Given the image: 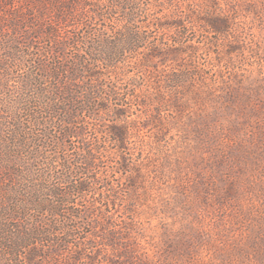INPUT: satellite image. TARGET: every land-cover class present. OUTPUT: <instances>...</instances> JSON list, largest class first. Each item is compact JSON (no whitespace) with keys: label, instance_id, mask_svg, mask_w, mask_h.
Returning a JSON list of instances; mask_svg holds the SVG:
<instances>
[{"label":"trees","instance_id":"obj_1","mask_svg":"<svg viewBox=\"0 0 264 264\" xmlns=\"http://www.w3.org/2000/svg\"><path fill=\"white\" fill-rule=\"evenodd\" d=\"M200 1L0 0V264L127 257L117 192L101 172L109 154L115 172L142 168L128 161L138 123L127 104L158 112L172 95L215 93L220 78L198 67L190 39ZM204 22L228 34L226 19ZM186 54L190 63L166 67Z\"/></svg>","mask_w":264,"mask_h":264},{"label":"rangeland","instance_id":"obj_2","mask_svg":"<svg viewBox=\"0 0 264 264\" xmlns=\"http://www.w3.org/2000/svg\"><path fill=\"white\" fill-rule=\"evenodd\" d=\"M200 2L190 39L200 46L198 67L220 82L213 95H172L158 112L127 104L138 123L128 161L142 168L115 172L113 156L105 160L101 174L117 192L129 250L122 259L103 252L108 264H264V0ZM211 15L227 20L228 34L208 32ZM183 58L166 67L193 59Z\"/></svg>","mask_w":264,"mask_h":264}]
</instances>
